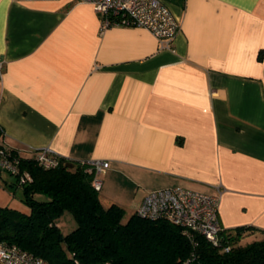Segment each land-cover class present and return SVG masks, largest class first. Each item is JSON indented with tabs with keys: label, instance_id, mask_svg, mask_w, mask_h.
I'll return each mask as SVG.
<instances>
[{
	"label": "crops",
	"instance_id": "1",
	"mask_svg": "<svg viewBox=\"0 0 264 264\" xmlns=\"http://www.w3.org/2000/svg\"><path fill=\"white\" fill-rule=\"evenodd\" d=\"M170 49L69 0H0V144L104 160L105 206L220 192L226 231L264 230V0H169ZM58 226V225H57Z\"/></svg>",
	"mask_w": 264,
	"mask_h": 264
},
{
	"label": "trees",
	"instance_id": "2",
	"mask_svg": "<svg viewBox=\"0 0 264 264\" xmlns=\"http://www.w3.org/2000/svg\"><path fill=\"white\" fill-rule=\"evenodd\" d=\"M34 153L19 154L20 166L31 174L32 182L22 186L15 182L29 211L0 205V241L49 264H264V230H225L222 247L197 236L194 246L174 224L136 212L127 215L115 203L105 206L87 164L58 158L56 168L44 169L33 161ZM66 211L77 226L63 234L57 219ZM226 245L228 251L223 249Z\"/></svg>",
	"mask_w": 264,
	"mask_h": 264
},
{
	"label": "built area",
	"instance_id": "3",
	"mask_svg": "<svg viewBox=\"0 0 264 264\" xmlns=\"http://www.w3.org/2000/svg\"><path fill=\"white\" fill-rule=\"evenodd\" d=\"M30 1V0H25ZM48 1V0H43ZM86 3L100 16V34L111 27H140L153 35L160 49H170L181 28L180 20L170 8L169 0H69ZM5 74L4 61L0 59V83ZM1 131V128H0ZM33 161L44 169L59 165L58 157L49 148L35 151ZM19 153L0 146V172L14 176L19 186L32 182L29 172L20 166ZM86 171L94 174L92 185L101 188L97 175L109 168L104 160H91ZM220 192L207 194L181 186L163 188L149 192L136 209V214L151 220L162 219L180 227L190 243L197 245L196 237L202 236L215 247H222L224 229L219 221ZM224 251L229 246L223 247ZM188 262H186L187 264ZM0 264H49L15 244L0 241Z\"/></svg>",
	"mask_w": 264,
	"mask_h": 264
},
{
	"label": "rangeland",
	"instance_id": "4",
	"mask_svg": "<svg viewBox=\"0 0 264 264\" xmlns=\"http://www.w3.org/2000/svg\"><path fill=\"white\" fill-rule=\"evenodd\" d=\"M16 178L7 172H0V205L16 209L22 213H28V208L24 204L22 190L15 185ZM129 215L131 210L126 211ZM57 225L63 234L70 233L77 224L72 214L64 212L58 219Z\"/></svg>",
	"mask_w": 264,
	"mask_h": 264
}]
</instances>
